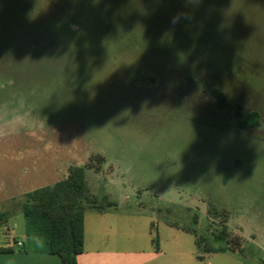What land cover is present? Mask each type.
Returning a JSON list of instances; mask_svg holds the SVG:
<instances>
[{
  "label": "rangeland",
  "instance_id": "rangeland-1",
  "mask_svg": "<svg viewBox=\"0 0 264 264\" xmlns=\"http://www.w3.org/2000/svg\"><path fill=\"white\" fill-rule=\"evenodd\" d=\"M113 1L0 0V45L12 51L0 54V247H42L20 205L80 166L93 194L118 203L117 250L264 264V134L230 117L248 107L242 91L264 94V0ZM180 75L196 82L190 93ZM97 213H85L89 246ZM183 227L233 252L201 254Z\"/></svg>",
  "mask_w": 264,
  "mask_h": 264
},
{
  "label": "trees",
  "instance_id": "trees-1",
  "mask_svg": "<svg viewBox=\"0 0 264 264\" xmlns=\"http://www.w3.org/2000/svg\"><path fill=\"white\" fill-rule=\"evenodd\" d=\"M3 44L0 45V54L11 53L12 51ZM211 92L220 107L227 104V97L220 89H212ZM254 116V122L250 121V123L258 124V116ZM100 160H102L101 157ZM20 207L26 222V237L42 245L37 249L24 246L20 250L56 254L60 257V264H78L77 257L84 252V219L87 207L98 213H104L109 209H116L118 203L106 195L93 194L88 188L85 169L80 166H71L67 176L54 185L27 193ZM227 213L224 207L213 206L209 211V214H214L216 217L223 216L226 222L228 221ZM8 215L4 212L0 213V221ZM196 223L197 217L195 218ZM173 226L179 227L176 224ZM182 229L196 236L195 242L201 254L233 252L228 247H211L202 237L197 236L194 227H183ZM228 237L229 233L226 230L217 235V238L221 240ZM154 242H157L156 238ZM11 252H14L11 248H0V253ZM198 258L203 259L202 255H198Z\"/></svg>",
  "mask_w": 264,
  "mask_h": 264
},
{
  "label": "crops",
  "instance_id": "crops-1",
  "mask_svg": "<svg viewBox=\"0 0 264 264\" xmlns=\"http://www.w3.org/2000/svg\"><path fill=\"white\" fill-rule=\"evenodd\" d=\"M118 208L109 209L104 213H97L96 217H92L97 224V237L95 238V245H88V227L87 216L85 215V244L84 252L77 257L78 264H174V261L164 260L161 263V256L164 252L159 246L148 252H135L134 254L126 247L118 248L114 246V223L116 220H121L117 214ZM95 216V215H93ZM113 223V224H112ZM21 243V242H20ZM22 244V243H21ZM25 244L23 243V247ZM1 248V247H0ZM4 248H11L14 252L0 253V264H60V257L56 254L35 252L29 250H20L22 247H14L13 245L4 246ZM177 259L179 254L174 255ZM199 260L204 262L205 257ZM138 259V261H137ZM232 264H247L239 260Z\"/></svg>",
  "mask_w": 264,
  "mask_h": 264
},
{
  "label": "flooded vegetation",
  "instance_id": "flooded-vegetation-1",
  "mask_svg": "<svg viewBox=\"0 0 264 264\" xmlns=\"http://www.w3.org/2000/svg\"><path fill=\"white\" fill-rule=\"evenodd\" d=\"M109 2H110V0H109ZM114 2H115V0L112 3H114ZM120 2H124V4H126L125 0L124 1L120 0ZM133 13H134V11L130 12V14H133ZM191 74H193V77L197 78V81L201 82V84L203 83L202 89L200 91L203 94H208V96H210L211 98L213 97L215 99V101H217V99L213 96V94L211 92L212 89L217 88V89H220L224 93V95H226V97H227V93L225 92V90H223L222 88H219V86L207 89L208 88V86H207L208 82L204 78L197 77L195 72H192ZM152 82H153L152 85H156V86L158 85V80L156 79V77H153ZM178 83L180 85V89L183 88L182 91L184 90V91H187L189 93L192 90H194L193 88L195 87V85H197L196 82L192 83V82L186 81L185 76H183V75H180ZM181 84H184V87H182ZM241 84H242V86H244L243 82H241ZM244 89H245V87H244ZM242 92H243L242 94L246 96V100H249L248 107L246 109H244V107L242 105L237 104L232 109V114L230 116L231 119H234V123L240 132H245V131H250V130L256 129L257 132L264 134V106H260L261 102L264 103V98H263L264 94H260L259 92H257L254 89H251L250 91H242ZM217 106L219 109L222 110L228 106V101L224 107H220L218 102H217ZM249 107H251L253 109H251ZM254 115L258 116V121H259L258 124L250 123V121L254 122V117H255Z\"/></svg>",
  "mask_w": 264,
  "mask_h": 264
},
{
  "label": "built area",
  "instance_id": "built-area-1",
  "mask_svg": "<svg viewBox=\"0 0 264 264\" xmlns=\"http://www.w3.org/2000/svg\"><path fill=\"white\" fill-rule=\"evenodd\" d=\"M19 245H21V243H19Z\"/></svg>",
  "mask_w": 264,
  "mask_h": 264
}]
</instances>
